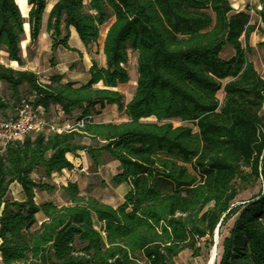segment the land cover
Wrapping results in <instances>:
<instances>
[{
	"label": "trees",
	"instance_id": "16d2710c",
	"mask_svg": "<svg viewBox=\"0 0 264 264\" xmlns=\"http://www.w3.org/2000/svg\"><path fill=\"white\" fill-rule=\"evenodd\" d=\"M260 3L259 28L230 0H56L46 20L51 52H77L69 46L71 29L90 49L109 24L104 66L92 59L89 80L78 85L57 74L41 81L32 71L0 63V83L14 97L0 98L1 112L13 115L28 102L44 118L52 108L64 116L79 109L76 122L85 123L71 131L33 132L0 148V264H175L185 250L199 256V244H212L230 218L216 264H264V80L247 59L256 31L264 47ZM27 5L24 18L14 0H0V53L19 68L25 64L24 25L29 52L47 2ZM225 47L233 54L224 59ZM130 53L137 79L125 103L117 88L129 82ZM22 88L29 98L19 99ZM105 106H115L125 120L96 122ZM79 152L94 165L102 154L117 162L111 183L127 186L123 201L108 205L68 182L60 187L65 204H37V191L56 188L36 182L32 173L41 170L50 179L72 171L66 156ZM259 181L258 195L232 208ZM13 183L23 200L6 199Z\"/></svg>",
	"mask_w": 264,
	"mask_h": 264
},
{
	"label": "rangeland",
	"instance_id": "374dc122",
	"mask_svg": "<svg viewBox=\"0 0 264 264\" xmlns=\"http://www.w3.org/2000/svg\"><path fill=\"white\" fill-rule=\"evenodd\" d=\"M86 3L88 0H84ZM236 0H230L231 4H235ZM47 8L44 14L43 26L41 33L39 35L38 43L36 46L31 47L29 52H27L26 47L29 44L28 36L25 35V39L27 41L25 46H21L22 48V56L24 59V67L26 69H33L34 72H38V77L41 81H46L44 78V70L48 68V63L54 64L56 60H96L95 62L99 65V61L104 60V56L102 54V43L105 37L107 27L109 24H106L101 28L100 38L97 45L92 46L90 49H83L81 43H79V39L75 34L74 30L70 31V44L71 46H75L80 48L83 51L82 55H77L78 53L73 51H65L61 47H59L54 53L51 52V38L50 35L46 31V20L47 14L51 9L52 5L56 2V0H46ZM240 8V5H239ZM252 23L256 24L259 28L261 27L259 18L254 16L251 19ZM263 41V37L259 34L258 31L253 33L249 40V51L247 52V59L254 66V69L264 80V47H261L259 44ZM233 54V51L229 47H225L221 53L222 58H229ZM6 55L4 53H0V63L3 65L7 64ZM84 69V66L79 65L78 70L81 72ZM129 82L123 85H120L117 90L124 96V102L127 103L133 96L135 91L136 79H137V70H136V58L134 54L130 53L129 55V63L127 66ZM20 98H29L28 93L25 92V88L20 89ZM0 98H4V100L14 99L12 92L8 88L7 85H0ZM13 97V98H12ZM218 99L221 101L223 99V93L219 92L217 95ZM6 111L4 115H7ZM260 114L264 116V105L261 108ZM4 116L1 115L0 112V121L4 120ZM95 118V117H94ZM106 119L112 122L119 123L122 119H125L124 115L116 114V112H107ZM46 120L51 122L58 127L57 124H61L63 121H60L56 118L55 114L51 112L47 115ZM96 120V119H95ZM148 121H153V119H149ZM82 144H90L89 140H83ZM2 143L0 141V148L2 147ZM68 161H71L74 169L72 171L63 170L60 173H54L50 177V179L43 178V171L39 170L37 172L32 173V178L36 182H47L48 184L55 186V190L52 192H36L35 202L37 204L51 201L58 205L65 204L66 201L60 191V187L63 183L71 180L72 182H76L80 193L85 196H93L96 199L100 200L103 203H106L111 206L119 205L123 201L124 194L127 191L126 185L114 186L111 183L112 176L118 170L117 162L113 161L107 154H102L99 164L94 165L91 159L86 155L85 152H79L77 157H73L71 155L66 156ZM264 171V169H263ZM261 189V181L255 183L253 186L246 188L242 191L235 199V203L232 208L239 206L240 204L248 201L249 199L258 195ZM24 196L21 192V189L17 183H13L10 186L9 192L6 196L7 200L10 201H21ZM41 220V216L37 217ZM233 223V218H230L219 230L218 232H214L212 237V244H208L204 246L203 241L199 244L201 251L200 255L197 257H193L192 252L190 250H185L179 254V256L175 259V264H207L211 255V251L216 245L217 248V256L216 262H218L221 253L220 243L222 240V236H227L229 229L231 228ZM216 242V243H215Z\"/></svg>",
	"mask_w": 264,
	"mask_h": 264
},
{
	"label": "built area",
	"instance_id": "2783aa9c",
	"mask_svg": "<svg viewBox=\"0 0 264 264\" xmlns=\"http://www.w3.org/2000/svg\"><path fill=\"white\" fill-rule=\"evenodd\" d=\"M240 5V8H239ZM234 11H245L252 19L258 17L262 6L260 0H236L231 4ZM84 121H78L73 125L57 127L50 124L43 115L41 109L35 110L28 102H23L16 108L15 113L7 119L0 121V141L2 145L12 140H22L26 135L37 131L62 132L75 128H83Z\"/></svg>",
	"mask_w": 264,
	"mask_h": 264
},
{
	"label": "crops",
	"instance_id": "0c3cea01",
	"mask_svg": "<svg viewBox=\"0 0 264 264\" xmlns=\"http://www.w3.org/2000/svg\"><path fill=\"white\" fill-rule=\"evenodd\" d=\"M71 30H73V29H71ZM69 41H70V39H69ZM69 46H70V48H73L74 50L77 51L76 53H78L77 54L78 56L83 54V51L80 48L75 47V46H71L70 42H69ZM82 47H83V49H86V48H84L83 45H82ZM63 50H65V49H63ZM134 56L136 58L135 54H134ZM94 61H96V60H94ZM91 62H92V60H56V62L54 64L48 63V65H47L48 68H46L43 71L45 73L43 76L47 80L49 78V76H51L53 74H57V75L62 76L64 83L73 82V83H77L78 85L85 84L89 80L88 71H89V68L91 67ZM10 63L11 62H7V64L5 66L11 67ZM98 63L100 66H104V60H101ZM79 65L84 66V69L81 72H79V70H78ZM11 68H13V67H11ZM14 69L29 70V71L34 72L33 69H26V68H19V67L14 68ZM34 73L39 75L38 72H34ZM1 84H3V83H0V85ZM1 99L3 100L4 103H6L7 100L5 101L3 97ZM8 100H10V99H8ZM96 110H98V108H96ZM109 111H111V112L115 111L116 114H118L115 106H105V108L100 111L99 115L94 116L96 119L95 121L96 122H111L108 119H106V113ZM51 112H53L55 114V116L58 120L63 121L61 124H57L58 127H62V126H66V125L75 124L76 119L79 117V115L81 113V110H79V109L75 110L71 114V116H64L59 111V109L56 107V108H52L49 113H46L45 118H47V115L50 114ZM11 113H12V110L10 109V110H8L7 115H4L3 112H1V115L5 117L4 118V120H5L11 116ZM124 120L125 119H122L120 122H122ZM49 123H52V121ZM68 182H72V181L69 180ZM68 182L63 183L62 186H65ZM73 183H76V182H73ZM127 190H128V188H127Z\"/></svg>",
	"mask_w": 264,
	"mask_h": 264
},
{
	"label": "bare ground",
	"instance_id": "6f19581e",
	"mask_svg": "<svg viewBox=\"0 0 264 264\" xmlns=\"http://www.w3.org/2000/svg\"><path fill=\"white\" fill-rule=\"evenodd\" d=\"M14 1L17 4V6L19 7V10L22 13V15L26 16L27 13H28V10H29V7L27 5V0H14ZM24 28H25L26 36H28V39H29V32H28V26H27V24H25ZM26 43H27V41L24 40L21 43V46H25ZM10 66L13 67V68H18L17 62H11L10 63ZM216 256H217V248H215V250L213 248L212 251H211V255H210V258H209L207 264H215V262H216Z\"/></svg>",
	"mask_w": 264,
	"mask_h": 264
},
{
	"label": "water",
	"instance_id": "95a60500",
	"mask_svg": "<svg viewBox=\"0 0 264 264\" xmlns=\"http://www.w3.org/2000/svg\"><path fill=\"white\" fill-rule=\"evenodd\" d=\"M21 15H22V13H21ZM22 17L26 18L27 15H26V16L22 15ZM24 26H25V25H24ZM27 26H28V25H27ZM24 31H25V28H24ZM25 35H26V33H25ZM216 232H218V228L216 229ZM215 243H216V242H215ZM215 248H216V245H214V250H215Z\"/></svg>",
	"mask_w": 264,
	"mask_h": 264
}]
</instances>
